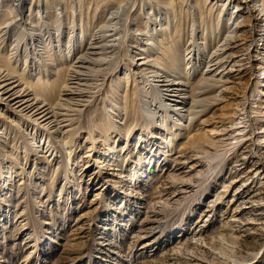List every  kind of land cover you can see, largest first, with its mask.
Listing matches in <instances>:
<instances>
[{
	"label": "rangeland",
	"instance_id": "1",
	"mask_svg": "<svg viewBox=\"0 0 264 264\" xmlns=\"http://www.w3.org/2000/svg\"><path fill=\"white\" fill-rule=\"evenodd\" d=\"M208 6L0 0V26L22 20L11 25L15 39L0 44V61L54 103L91 36L106 21L119 28L115 48L95 66L97 80L87 82L83 105L64 122L67 135L0 105L8 123L0 126V264H264L263 56L254 60L255 71L247 60L241 70L235 66L226 91L202 94V111L190 125L165 105L140 65L143 50L161 57L149 43L178 49L193 91L203 67L193 72L186 52L193 43L200 52L205 47L207 60L216 44L203 33L222 25L221 9ZM236 6L227 8L225 23ZM7 10L11 16L3 19ZM248 110L254 126L243 122Z\"/></svg>",
	"mask_w": 264,
	"mask_h": 264
},
{
	"label": "bare ground",
	"instance_id": "2",
	"mask_svg": "<svg viewBox=\"0 0 264 264\" xmlns=\"http://www.w3.org/2000/svg\"><path fill=\"white\" fill-rule=\"evenodd\" d=\"M207 1L208 7L214 12L221 9L222 14L220 19L222 25L217 29V33L215 30H210L208 33L204 31L203 33L204 40H208L209 44H216V48L209 54L207 60L206 58L204 60L203 57L204 52L206 53L207 51L205 47L204 49L202 48L204 52H200L196 47L198 45L193 43L190 44V48L194 46L193 49H188L186 52V55H188L185 57V60L188 61V66L191 65L190 68L193 72L194 69H198L200 66L203 67L202 72L204 77L198 81L193 91L189 77H186L181 69L182 60L184 62V59L180 55V50L172 49L167 51L163 48L164 50L160 51L158 49L159 45L149 43L155 50L157 49V53L161 54V57L158 55L153 56L151 50H143L148 55L139 58L142 59L140 65L144 66V70L148 71L147 73L160 89V95L165 105H169L170 107L175 106V114L185 121L187 118L189 125L202 111L200 104L202 94L209 92L215 87L222 88L220 93L226 91L228 77H230L235 66H238V70H241V67L246 65L243 61L247 60L248 64L251 63L250 68L255 71L257 65L254 64V60H257L260 55L264 58V0ZM235 2L237 3V9L235 10L237 15L233 21L230 19L225 23L224 21L226 20H224V17L227 14L226 10ZM163 10L168 12L170 10L169 5H163ZM244 11L247 15H245L244 19H241L240 17ZM8 13L11 14L8 10L6 13H3V19L6 15V18H10L11 15H8ZM110 18L113 21L118 18V15L113 13ZM18 20L20 19H5L2 22L0 26L1 45L14 38V34L11 33V25L17 23ZM30 26V31L36 35L38 32L36 31L38 27L37 23L32 22ZM207 27L208 25L205 27V30ZM164 30L165 28L161 29L162 32L166 31ZM118 32L119 28L116 25L110 21H106L91 36L90 45L76 57L71 70L65 75L66 80L62 88L63 92L59 97V101L55 103L52 99H43L36 93L31 84L23 80L4 61H0V105H3V108L5 107L8 112L20 115L26 122H31L39 128L54 132L57 135H61V137L67 135L70 129H66V127L70 124H65L64 122L71 120L68 116L71 115V111H74L75 106L83 105L82 102L85 101L84 97L87 95V87L89 86L87 82L97 80L94 79L96 75L95 71H97L95 66L101 63L104 64L107 57H109L107 55L116 46L111 43V41L115 40L112 38ZM215 35H217V40L212 39V36ZM165 38L170 41V36H165ZM259 41H263V47L260 46ZM160 43L162 44L164 42L161 41ZM200 43L208 44L206 41ZM244 55L246 58H243ZM200 56L203 58L201 59ZM232 62L234 63L232 64ZM189 92L191 95L188 94ZM244 117L245 120L243 122L249 126H254L257 121L256 117L252 116L250 110L247 111ZM6 121V118L0 115V126L8 124ZM179 124L182 125V122ZM12 142H14L13 146L17 143L14 139H12ZM197 145L200 146L199 143ZM2 154L4 153L2 152ZM260 164V166L264 167L263 161ZM102 168H107L108 173L109 169H112L107 162L102 163ZM179 191L182 192L183 190Z\"/></svg>",
	"mask_w": 264,
	"mask_h": 264
}]
</instances>
